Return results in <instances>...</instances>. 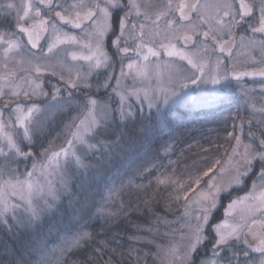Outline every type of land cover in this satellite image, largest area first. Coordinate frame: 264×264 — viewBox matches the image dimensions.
I'll use <instances>...</instances> for the list:
<instances>
[{"label":"snow or ice","instance_id":"obj_1","mask_svg":"<svg viewBox=\"0 0 264 264\" xmlns=\"http://www.w3.org/2000/svg\"><path fill=\"white\" fill-rule=\"evenodd\" d=\"M202 84L248 115L177 173L181 133L153 143ZM133 214L154 264H264V0H0V264H120Z\"/></svg>","mask_w":264,"mask_h":264},{"label":"trees","instance_id":"obj_2","mask_svg":"<svg viewBox=\"0 0 264 264\" xmlns=\"http://www.w3.org/2000/svg\"><path fill=\"white\" fill-rule=\"evenodd\" d=\"M234 103H235L234 101L230 102L229 104L224 106L225 108H223L221 111H225V112L230 111L229 108L227 109V106L232 104L234 105ZM177 109H179L180 111L177 112L178 116L172 117L171 131H168L165 134L158 137L153 143V149L155 150L164 141L168 140V137L172 135L173 132L181 133L178 136L175 145L181 147L182 152L180 154H173L176 155V161L179 162L177 165H175L176 170L180 171V169H182L183 167L185 168V166L192 165L193 161H196L202 166H206L207 165L206 157L209 158L211 155L216 156L214 153L216 151H221L223 149V148H218L215 145L222 144L224 145V147H227L228 144L222 140L221 135H219V137L216 136V138L212 140L210 139L211 135H206L205 133L207 132L206 127L203 124H201L202 123L201 120L205 112H203L202 110L191 112L180 107L176 108V110ZM200 112L202 113L201 115ZM192 123L193 124L197 123V126L195 128H190ZM211 125H214L215 128L216 127L219 128L218 121L211 123ZM57 127L52 128L51 135L44 138L41 141V143H43L46 146L48 140L53 139L56 136V134L54 133H56ZM222 127L229 129V125L225 123H222ZM222 132H225V129ZM59 141H61V139H57L56 143ZM205 149H207V151H205ZM135 155L136 152L135 150H133V152L127 155L121 154L117 157H114L109 167V171L111 172H115L116 170L123 171V168L124 166H126L128 160ZM243 192L244 190H242L240 193ZM174 210H173L174 212H177L178 209H174ZM156 211L160 212L161 215L169 216L171 214V212H165L162 206L157 207ZM222 212L223 210L221 209L218 215H222ZM151 219L152 218L147 215L139 216L137 214H133L130 217H128L127 220L120 219L117 222L111 223L110 227L106 226L104 235L98 237V239L111 238L113 236L119 239L120 243L123 245L122 251L124 252V256L120 260V264L145 263L146 260L143 259V254L146 244H144L142 241L137 242V241L129 240V237L136 234V229L133 227L134 224L147 225L151 221ZM2 235L3 234L0 233V236ZM146 236L147 235L145 234V237ZM130 249L136 250L135 252H133L131 256L129 255ZM137 256H140L139 261L136 258Z\"/></svg>","mask_w":264,"mask_h":264},{"label":"rangeland","instance_id":"obj_3","mask_svg":"<svg viewBox=\"0 0 264 264\" xmlns=\"http://www.w3.org/2000/svg\"><path fill=\"white\" fill-rule=\"evenodd\" d=\"M51 82L56 83L55 78H51ZM213 87L214 86L211 84H207V85L202 84L199 88H196L195 86L191 87L187 91V95L183 96L182 99H180L179 101H177L176 103H174L172 105V109H173L172 117L178 116L177 112L180 111L179 109L176 110V108H178V107L184 108V109L191 111V112L197 111V110H202L205 113L203 114L204 116L202 117V120H201L202 123L201 124H203L206 127V130H207V132H205L206 135H211L210 136L211 140L216 138V136L219 137V135H221L222 140L225 142V140L223 139L225 136V132H222L225 129L224 127H222V123H224V120L222 118L230 117L233 113H236L238 110L245 117L248 115V113L244 110L243 98L240 96L239 91L236 92L237 93L236 94L237 95V102H235L234 105L232 104V105L227 106V109L229 108L230 111H227V112L221 111L223 108H225L224 106L229 104L232 100H230V102H228V103L221 104L219 101H217L213 96H211L209 94L208 90H211ZM201 114L202 113L200 112V115ZM62 119L63 118H58L56 120V122L52 125V128L58 126L56 128L57 129L56 133L61 131ZM217 121H218L219 128H217V127L215 128L214 125H211V123L217 122ZM227 125H229V130H231V121L230 120L228 121ZM196 126H197V123H194V124L192 123L190 128H195ZM56 133H54V134H56ZM219 133H221V134H219ZM60 143H61V141L57 142L56 144H60ZM181 152H182L181 147H178V145L174 144V152L170 154L169 158L173 161H176V155H173V154H180ZM214 154L216 156L211 155L209 158L206 157V164L211 162L214 158H218V157L222 156L223 155V149L221 151H216ZM169 158L163 159V163L165 165L168 164ZM30 163H31V161H29V164ZM21 167H23V165ZM184 169L185 168L183 167L182 169H180V171L177 170V173L183 172ZM137 182H140V181L138 180ZM243 194H244V192L240 193V195H243ZM174 211H172L171 214L169 216H167L168 219L173 220L176 218L179 210H177V212H174ZM144 238L150 239V237H147V236ZM141 241L143 242V240H141ZM144 244H146V247L144 248L143 259L146 260V262L141 263V264H154L153 257L149 253L154 252L155 248H154V246H152L150 244H147V243H144ZM156 264H159V262H156Z\"/></svg>","mask_w":264,"mask_h":264},{"label":"flooded vegetation","instance_id":"obj_4","mask_svg":"<svg viewBox=\"0 0 264 264\" xmlns=\"http://www.w3.org/2000/svg\"><path fill=\"white\" fill-rule=\"evenodd\" d=\"M232 83H233L234 85L237 84L236 81H233ZM241 83H243L246 87H247V86H253V87H254V85L252 84V81H251V80H246V81H243V82H241ZM237 91H238V89H234V90H233V94H232V98H231L232 101H231V102H233V101H234V102H237V95H236V94H237V93H236Z\"/></svg>","mask_w":264,"mask_h":264}]
</instances>
